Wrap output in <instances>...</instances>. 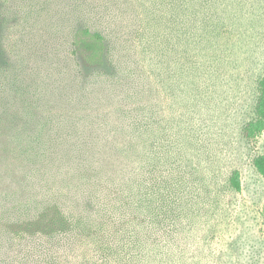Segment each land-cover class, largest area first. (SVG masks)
I'll return each instance as SVG.
<instances>
[{"label": "trees", "instance_id": "16d2710c", "mask_svg": "<svg viewBox=\"0 0 264 264\" xmlns=\"http://www.w3.org/2000/svg\"><path fill=\"white\" fill-rule=\"evenodd\" d=\"M238 1L35 0L28 35L0 49V264H154L184 233L197 197L172 153L190 136L174 127L160 148L159 123H186L192 87L204 97L176 71L193 28L235 21ZM257 89L247 140L264 130V72ZM252 165L264 177V154Z\"/></svg>", "mask_w": 264, "mask_h": 264}, {"label": "rangeland", "instance_id": "374dc122", "mask_svg": "<svg viewBox=\"0 0 264 264\" xmlns=\"http://www.w3.org/2000/svg\"><path fill=\"white\" fill-rule=\"evenodd\" d=\"M34 2L0 0L1 50L22 33L28 35L20 25L30 22ZM236 5L241 10L234 12L235 21L224 20L215 29L210 21L201 32L193 28L196 42L191 43L189 61L180 74L176 71L179 78L186 67L194 70L192 81L200 76L204 97L192 87L186 123L176 119L159 123L160 148L166 139L171 142L177 136L174 127L190 136L191 150L177 147L172 158L187 171L197 200L184 233L171 241L161 238L162 245L169 242L170 247L167 243L154 264H264V177L252 165L255 156L264 154V130L251 140L241 134L245 122L254 117L258 80L264 72V0H242ZM204 26L199 23L198 28ZM177 78L170 79L176 87ZM162 110L172 119L170 106L162 103ZM234 170L239 173V190L230 185Z\"/></svg>", "mask_w": 264, "mask_h": 264}]
</instances>
